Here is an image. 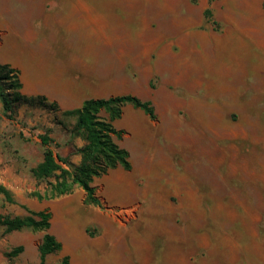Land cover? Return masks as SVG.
Here are the masks:
<instances>
[{
    "label": "rangeland",
    "instance_id": "obj_1",
    "mask_svg": "<svg viewBox=\"0 0 264 264\" xmlns=\"http://www.w3.org/2000/svg\"><path fill=\"white\" fill-rule=\"evenodd\" d=\"M35 49L119 69L154 113L111 122H132L113 138L132 164L92 179L93 206L77 186L51 196L60 171L31 172L42 135L62 169L79 165L75 117L37 103L8 116L0 100V215L50 213L61 247L44 264H264V0H0V65ZM42 237L0 226V264H39Z\"/></svg>",
    "mask_w": 264,
    "mask_h": 264
},
{
    "label": "trees",
    "instance_id": "obj_2",
    "mask_svg": "<svg viewBox=\"0 0 264 264\" xmlns=\"http://www.w3.org/2000/svg\"><path fill=\"white\" fill-rule=\"evenodd\" d=\"M205 17L209 20L211 13L205 11ZM0 80L8 81L9 85L6 91L0 89V100L3 110L11 116L15 108L20 103L34 104L37 103L43 107L58 111L54 103H49L43 97H26L20 94V83L17 80V71L8 65H0ZM126 105L142 111L149 118L154 119L153 109L149 102L141 101L132 95H123L111 97L108 99L88 100L85 101L79 109L66 111L64 116L75 117V124L71 127L70 133L78 136L85 141V145L76 150L75 154L81 156L79 165L74 166L72 172L62 169L55 160L53 151L49 148L51 140L42 135L39 137L42 146L46 147L43 153L42 162L32 169L35 178L41 179L55 176L56 171H60V181H57L51 187V196L58 197L72 192L74 186L81 188L85 193V203L93 206H100V200L95 195V190L90 186L92 179L100 177L107 173L108 170L121 166L124 170L129 171L131 166L128 160V153L118 147L113 138L119 139L122 131L115 130L111 122L118 120L123 108ZM107 115V120L99 118V113ZM63 164L67 160L56 157ZM58 177V176H57ZM0 191H6L0 187ZM9 202L11 199L7 196ZM50 213L41 211L30 213L25 217H9L0 215V226L4 232L9 234L14 231L30 230L33 232H42L43 237L38 248L39 264H44L45 259L60 250V244L48 233L50 227ZM21 248H16L12 252L16 255Z\"/></svg>",
    "mask_w": 264,
    "mask_h": 264
},
{
    "label": "crops",
    "instance_id": "obj_3",
    "mask_svg": "<svg viewBox=\"0 0 264 264\" xmlns=\"http://www.w3.org/2000/svg\"><path fill=\"white\" fill-rule=\"evenodd\" d=\"M49 18L57 19L56 16H49ZM76 18L97 19L89 14ZM72 29L78 30L79 27ZM90 60L83 53L46 55L38 53L35 49L21 53L16 63L11 62L10 66L17 71L22 95L43 97L47 102L56 104L61 112L79 109L88 100L130 95L128 77L125 74H122L119 69L114 71L112 68H106L102 62ZM123 115L132 121V106L126 105L121 117ZM118 121L113 123L112 127L116 128L115 130L126 131V134L132 132V122L127 123L124 120L119 123ZM80 145L77 147L80 148ZM117 145L121 149L124 148L131 157L132 146L126 147L120 142ZM79 161L80 158L75 157L74 164ZM130 164H132L131 159ZM117 172L123 173L122 167H118ZM111 206L117 205L111 204Z\"/></svg>",
    "mask_w": 264,
    "mask_h": 264
}]
</instances>
